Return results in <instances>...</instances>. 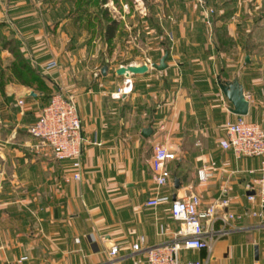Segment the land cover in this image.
<instances>
[{
	"label": "crops",
	"instance_id": "crops-1",
	"mask_svg": "<svg viewBox=\"0 0 264 264\" xmlns=\"http://www.w3.org/2000/svg\"><path fill=\"white\" fill-rule=\"evenodd\" d=\"M207 1L216 6L215 20L227 26H215L210 33L184 29L179 37L196 35L203 43L178 39L172 50L175 67L167 58L165 69L125 76L116 71L121 64L113 66L109 56L98 58V48L58 47L63 25L74 26L72 6L62 8L57 2L44 13L37 0H0L6 4L0 10V36H16L48 84L75 95L85 139L82 177L76 179L70 161L56 159L52 151L41 155L31 146L29 126L46 104L43 93L15 80L0 83V264H148V246L179 238L181 222L173 217L171 203L192 191L201 195L202 206L222 196H229L230 203L217 208L213 230L206 232L211 249H182L181 264L189 259L264 264V219L249 214L227 221L220 217L227 210L241 213L257 207L248 200L246 183L259 175L261 157H237L221 145L225 122L237 113L219 83L220 75L238 76L250 101L247 117L264 127V9L253 27H247V19L232 22L245 12L247 0ZM250 36L257 42L251 44ZM231 37L237 38L236 49ZM13 59L0 39V72ZM52 59L57 64L46 68ZM124 86L128 91L118 93ZM31 89L37 94L30 95ZM149 125L153 131L146 136L142 131ZM158 142L177 151V158L167 163L171 177L163 186L153 178ZM203 165L213 170L206 180L197 174ZM155 195L166 198L148 204ZM222 228L228 233L220 235ZM141 236L145 240L138 250L133 245ZM115 244L118 250L111 253Z\"/></svg>",
	"mask_w": 264,
	"mask_h": 264
},
{
	"label": "built area",
	"instance_id": "built-area-1",
	"mask_svg": "<svg viewBox=\"0 0 264 264\" xmlns=\"http://www.w3.org/2000/svg\"><path fill=\"white\" fill-rule=\"evenodd\" d=\"M205 9L208 22H212L214 8L209 7L207 0H199ZM57 64L52 59L46 65L50 68ZM130 90L131 86L129 85ZM128 91L124 86L118 93ZM23 102V99H20ZM225 136L220 139L221 145L231 149L237 157L243 155H256L261 157L258 168L259 175L246 183L248 200L257 203V207L245 208L241 213L224 211L220 217L227 221L242 217L244 214L264 219V127L258 121L252 120L246 114H237L235 119L225 122ZM29 133L34 138L31 145L37 153L44 155L52 151L58 160H68L72 165L71 176L76 179L82 177V154L84 149V135L82 117L74 94H66L62 87L56 90L50 101L44 105L39 117L29 126ZM177 158L176 149L166 143L158 142L154 146L152 157L153 178L157 186H163L169 182L171 171L168 161ZM199 179L206 180L213 175L211 167L203 165L198 168ZM2 177L0 174V190ZM166 197L155 195L148 199L150 205H157ZM230 203L229 196H222L217 201L202 206V197L197 192L175 198L171 203V212L175 219L180 220L181 226L177 231L179 238L171 243L148 246L146 260L148 264H181L180 253L182 249L205 248L211 249L212 242L206 236L208 230H213V223L217 216V208H224ZM228 233V229L222 228L220 235ZM140 240L134 243L135 249H142ZM118 245L111 247V253H116ZM186 264H206L200 259H189Z\"/></svg>",
	"mask_w": 264,
	"mask_h": 264
},
{
	"label": "rangeland",
	"instance_id": "rangeland-1",
	"mask_svg": "<svg viewBox=\"0 0 264 264\" xmlns=\"http://www.w3.org/2000/svg\"><path fill=\"white\" fill-rule=\"evenodd\" d=\"M37 1H39L41 10L44 13L49 12L50 9H54L57 6V2L62 5V8H68L69 5L75 9L77 8L75 15V19L77 20L74 21L73 18L74 26L67 25V27L63 25L60 29L61 31L57 39L58 47H79L80 49L88 46L92 52L99 49L97 53L98 58L105 61L104 57L109 56V63L113 66L128 64L133 61L151 64L153 61H158L168 48L170 50L168 59L174 62L175 67L177 64L176 57L172 56V50H176L175 45L179 43L178 39L181 41L189 39V43L201 41V39H196L199 38L196 35L190 36V34H187L179 37L181 31L184 29H198L199 31L203 29L210 33L215 26H227L226 21L218 20L219 22H217L215 20L216 6L212 4H209V7L214 8V12L212 22L209 23L205 15V9L199 0H187L189 1L187 4L180 3L178 0H107L106 2L100 0ZM33 5L37 8L36 3ZM4 6L6 4L0 3V10ZM196 7L201 8L203 12L201 15L198 14L197 9H195ZM246 7L247 9L243 14L232 18V22H239L241 18H244L249 23L247 27H253L258 15L263 13V0H247ZM66 10L64 9L63 12ZM186 13L189 16L192 15L194 20L191 19L192 17L186 19ZM113 18L117 19L118 28L115 36L111 40H108L106 38V26ZM71 33H73L72 38ZM201 38L206 39V37ZM231 38V47L236 49L237 38ZM248 39H250L251 44L256 41L253 36H250ZM261 39L263 40V38ZM207 40L208 45H211L210 35L207 36ZM201 42L203 43V41ZM93 54L90 55L93 56ZM81 57H85V52H81L80 57H78L79 62L81 61L83 64L84 61ZM80 74H86L82 67ZM147 152H150V148Z\"/></svg>",
	"mask_w": 264,
	"mask_h": 264
},
{
	"label": "trees",
	"instance_id": "trees-1",
	"mask_svg": "<svg viewBox=\"0 0 264 264\" xmlns=\"http://www.w3.org/2000/svg\"><path fill=\"white\" fill-rule=\"evenodd\" d=\"M100 1L106 2L107 0ZM69 12L74 18V21H76L77 19H75V15L77 8H73ZM3 24L4 23H0V27ZM117 28V19H111L106 26V38L108 40H111L115 36ZM0 39L2 40L3 45L8 47L14 55L11 64L6 68L1 69V86H4L8 80H15L19 83L33 87L43 93L42 97L47 104L54 93L53 91H55L54 87L48 84L41 70L31 62L27 55H25V52L21 48V40L14 35H1Z\"/></svg>",
	"mask_w": 264,
	"mask_h": 264
},
{
	"label": "water",
	"instance_id": "water-1",
	"mask_svg": "<svg viewBox=\"0 0 264 264\" xmlns=\"http://www.w3.org/2000/svg\"><path fill=\"white\" fill-rule=\"evenodd\" d=\"M169 50L167 49L162 57L160 58L159 62L155 61L151 64L145 63H128V64H121L117 69V73L120 75L130 76L132 73H145L149 71L152 67L157 69H165L168 66L167 58L169 56ZM249 59V57H248ZM109 61V58H107ZM108 64H105L102 67V72L104 74L107 73ZM219 83L221 88L223 89L224 93L233 103L231 106V110L237 114H248L250 101L245 95L244 87L239 80L238 76H235L233 79H223L221 75L219 76ZM30 95H36L37 92L34 89H31L29 92ZM153 131V127L151 125L145 127L142 133L146 136L150 135ZM178 182V179H176Z\"/></svg>",
	"mask_w": 264,
	"mask_h": 264
}]
</instances>
